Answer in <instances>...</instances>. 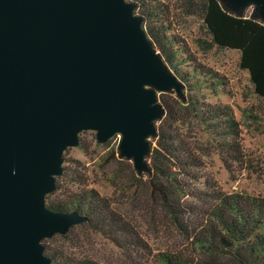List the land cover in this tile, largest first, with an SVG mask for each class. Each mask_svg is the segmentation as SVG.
I'll return each mask as SVG.
<instances>
[{
  "label": "water",
  "instance_id": "95a60500",
  "mask_svg": "<svg viewBox=\"0 0 264 264\" xmlns=\"http://www.w3.org/2000/svg\"><path fill=\"white\" fill-rule=\"evenodd\" d=\"M220 1L264 21V0ZM180 89L126 0H0V264H50L39 242L85 220L43 203L80 132L145 173L156 97Z\"/></svg>",
  "mask_w": 264,
  "mask_h": 264
},
{
  "label": "rangeland",
  "instance_id": "374dc122",
  "mask_svg": "<svg viewBox=\"0 0 264 264\" xmlns=\"http://www.w3.org/2000/svg\"><path fill=\"white\" fill-rule=\"evenodd\" d=\"M244 10L247 14L251 8ZM152 12L156 22L167 23L160 29V45L170 55L173 69L165 67L181 85V96L187 102L177 109L172 126L200 160L196 187L200 188L198 183L207 179L225 194L264 199V100L252 93L246 72L237 67V51L214 46L206 49L209 36L199 14L187 15L180 0H155ZM201 104L230 110L237 124L239 154L231 148L225 150L215 128L200 120L196 108ZM118 141L114 135L97 144L93 132H80L77 145L65 149L62 156L68 164L77 163L85 188L105 198L127 223L135 244L118 249L105 237L79 225L50 237V243L75 257L91 258L100 264H158L160 254L171 252L192 256L193 262L236 264L226 256L202 255L173 230L146 197L141 185L144 177L137 181L131 163L115 154ZM63 188L67 186L63 184ZM239 252L246 264H264V255H258L257 249L254 252L241 246Z\"/></svg>",
  "mask_w": 264,
  "mask_h": 264
},
{
  "label": "trees",
  "instance_id": "16d2710c",
  "mask_svg": "<svg viewBox=\"0 0 264 264\" xmlns=\"http://www.w3.org/2000/svg\"><path fill=\"white\" fill-rule=\"evenodd\" d=\"M180 1L187 15L199 14L209 36L205 48L214 46L237 51V67L246 72L252 93L264 100V21L258 18L256 10L250 7L251 10L245 14V8L233 10L220 0ZM126 2L132 4L133 13L141 18V28L162 63L173 69L170 55L160 45L163 37L160 29L167 23L154 20L152 7L155 0ZM164 95L166 99H163ZM156 99L163 114L154 123V136L148 140L147 171L135 178L139 181L144 177L141 185L150 204L167 218L178 235L202 255L213 258L226 256L236 264H246L239 252L241 246L254 252L257 249L258 255H264V199L237 193L225 194L207 179L198 183L200 188H197L200 160L172 126L177 109L187 102L181 92L176 96L172 91L159 94ZM196 111L200 120L215 128L223 139L221 146L239 154L236 152L237 124L230 110L225 106L201 104ZM63 184L67 188H63ZM53 185V191L43 199L48 211L75 212L83 216L85 220L79 226H86L105 237L118 249L135 244L127 223L105 198L85 188V178L80 174L77 163L68 164L63 161L62 154L60 174L53 179ZM48 239H42L39 244L50 264H100L91 258L68 254ZM194 260L192 256L182 257L171 252L160 254L158 264H214L209 260Z\"/></svg>",
  "mask_w": 264,
  "mask_h": 264
}]
</instances>
